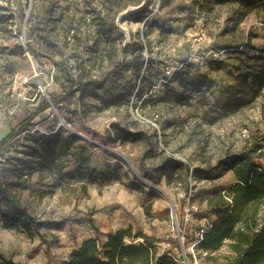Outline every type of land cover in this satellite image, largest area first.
Instances as JSON below:
<instances>
[{"label":"rangeland","instance_id":"1","mask_svg":"<svg viewBox=\"0 0 264 264\" xmlns=\"http://www.w3.org/2000/svg\"><path fill=\"white\" fill-rule=\"evenodd\" d=\"M261 48L264 0H0V140L58 99L0 147V253L61 264L132 226L128 242L149 235L181 264H226L229 240L194 244L216 220L209 198L237 181L236 156L264 165V87L240 77ZM55 132L77 139L68 154L48 166L27 154ZM84 156L115 177H63ZM19 208L40 223L33 236L5 226Z\"/></svg>","mask_w":264,"mask_h":264},{"label":"trees","instance_id":"2","mask_svg":"<svg viewBox=\"0 0 264 264\" xmlns=\"http://www.w3.org/2000/svg\"><path fill=\"white\" fill-rule=\"evenodd\" d=\"M106 1L120 8L122 4L129 8L140 5L143 0H120L119 3L114 0ZM249 1L254 2V0ZM260 52L262 54L254 65L240 75L243 84L249 85L251 80L253 85H257L256 92L264 87V48H261ZM53 103H58L56 97L52 101L45 100L35 114L12 127L0 140V147L27 130L32 119L44 114ZM120 137L142 138L139 132L128 129H125ZM76 141L75 137L64 136L59 132L41 134L36 139V144L31 146L33 151L27 154L35 160L38 159L45 166L52 165L56 162L55 155L68 154ZM263 148V144H259L257 148L261 149L262 155H264ZM232 168L236 172L237 181L226 193L215 192L209 198L208 204L216 215V220L204 233L197 246L211 253L218 251L229 240V253L225 255L226 264H264V222L259 219V214L264 209V165L255 157L243 152L236 156ZM63 177L97 181L111 180L115 176L110 169L99 171L92 167L89 157L84 156L75 168L64 171ZM135 186L142 188L139 185ZM18 210L10 214L3 213L5 226L23 228L33 236L40 223L31 218L27 209ZM132 231V226L118 228L110 233L103 243L96 236L85 238L62 264H181L170 254H160L153 238L149 235H141L143 241L139 243L128 242L126 240L128 237H134ZM0 264L21 263L0 253Z\"/></svg>","mask_w":264,"mask_h":264},{"label":"built area","instance_id":"3","mask_svg":"<svg viewBox=\"0 0 264 264\" xmlns=\"http://www.w3.org/2000/svg\"><path fill=\"white\" fill-rule=\"evenodd\" d=\"M210 226H212V223H210L209 224V227ZM208 231V229H203V231H202V233H201V238L196 242V244H194V245H197L199 242H200V240L203 238V235H204V233L205 232H207ZM184 242V241H183ZM184 261H186V253H185V256H184Z\"/></svg>","mask_w":264,"mask_h":264},{"label":"crops","instance_id":"4","mask_svg":"<svg viewBox=\"0 0 264 264\" xmlns=\"http://www.w3.org/2000/svg\"><path fill=\"white\" fill-rule=\"evenodd\" d=\"M80 244H81V243H80ZM80 244L77 246V248L80 246ZM68 258H69V257H68ZM68 258H67V259H68ZM64 261H66V260H64ZM64 261H63V262H64ZM63 262H61V264H62Z\"/></svg>","mask_w":264,"mask_h":264},{"label":"bare ground","instance_id":"5","mask_svg":"<svg viewBox=\"0 0 264 264\" xmlns=\"http://www.w3.org/2000/svg\"><path fill=\"white\" fill-rule=\"evenodd\" d=\"M196 244V243H195Z\"/></svg>","mask_w":264,"mask_h":264}]
</instances>
